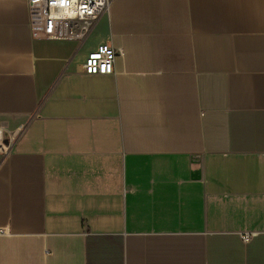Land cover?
Listing matches in <instances>:
<instances>
[{
  "label": "crops",
  "instance_id": "obj_1",
  "mask_svg": "<svg viewBox=\"0 0 264 264\" xmlns=\"http://www.w3.org/2000/svg\"><path fill=\"white\" fill-rule=\"evenodd\" d=\"M0 127V264H264V0H112L83 44L0 0Z\"/></svg>",
  "mask_w": 264,
  "mask_h": 264
},
{
  "label": "built area",
  "instance_id": "obj_2",
  "mask_svg": "<svg viewBox=\"0 0 264 264\" xmlns=\"http://www.w3.org/2000/svg\"><path fill=\"white\" fill-rule=\"evenodd\" d=\"M112 0H28L29 28L34 39L76 41L83 44L92 34L101 16L109 11ZM116 51L90 52L84 63L88 75H110L114 72ZM0 127V154L7 155L10 145L4 143ZM3 233V232H1ZM253 233H243L249 241Z\"/></svg>",
  "mask_w": 264,
  "mask_h": 264
}]
</instances>
